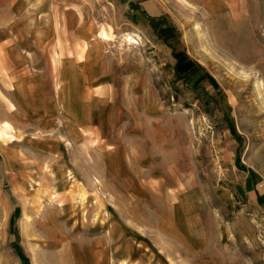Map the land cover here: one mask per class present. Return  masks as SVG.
<instances>
[{"label":"rangeland","instance_id":"1","mask_svg":"<svg viewBox=\"0 0 264 264\" xmlns=\"http://www.w3.org/2000/svg\"><path fill=\"white\" fill-rule=\"evenodd\" d=\"M147 1L138 14L140 0H30L26 13L17 8L20 18L57 31L31 49L4 39L0 56L10 46L31 58L20 69L27 74L50 57L54 88L56 52L86 54L63 39L65 13L111 29L114 41L101 39L100 29L96 41H105L115 66L106 87L116 137L85 127L75 141L63 127L19 125L23 114L9 94L16 81L0 79V121L18 138L0 141V264H129L111 257L134 234L157 243L172 264L203 256L264 264V0ZM129 33L140 43L124 41ZM55 103L44 117H60ZM68 114L80 124L89 119L87 110L82 119ZM119 141L149 191L148 222L131 213L132 198L106 165ZM192 191L195 199L182 206L194 239L177 206ZM161 215L178 223L156 222ZM195 239L189 257L185 247Z\"/></svg>","mask_w":264,"mask_h":264},{"label":"crops","instance_id":"2","mask_svg":"<svg viewBox=\"0 0 264 264\" xmlns=\"http://www.w3.org/2000/svg\"><path fill=\"white\" fill-rule=\"evenodd\" d=\"M140 1V6H137L138 9L135 11L137 14L150 5L147 0ZM29 7L30 0H0V42L4 39L13 40L29 49L50 42L51 33L57 31V27L39 26L18 16L17 8L26 13L30 9ZM64 16L65 23L60 27L63 39L72 42V44L84 45L86 54L79 57L69 55L67 51L62 54L56 52L54 61L58 68V76L55 88L52 80V61L50 57H44V61L39 62L44 66H40L34 72L29 71L27 74L21 72L20 69L25 63L30 64L31 58L22 53L23 58H20L17 55L18 50L10 46L0 56V79H13L16 81L9 94L13 97L14 105L19 107V111L23 114V118L19 119L18 124L32 126L45 132L55 131L58 127H63L66 133L75 138V141H78V138H83L82 131L85 127H94L99 130L103 139L115 141L116 134L110 115L112 111H115V106L111 103L110 88L106 85L116 73L115 66L104 54L103 42L105 41H101L100 45L97 44L96 36L100 27H96L88 18L81 17L75 10L67 11ZM92 43L95 45H92ZM97 46H100L102 50L99 52L95 50ZM98 79H101L104 83L96 85L94 81ZM68 95L72 96L70 102L67 100ZM52 98L56 102V110L60 113V117L63 119L61 122L63 121V123L60 122L58 113L57 118L53 119L43 116V111L51 110ZM85 110L88 112L89 119L81 124L68 114V112H75L77 113L76 119H82V113ZM35 115L40 118L38 121L33 122L34 124H31V121L36 117ZM117 143L124 144L123 148H114L109 151L105 159L106 165L123 185L125 192L132 198L131 213L141 222L144 223L145 220L148 222V218L151 216L147 215V210L143 209L152 206L148 199L149 191L143 189L140 178L133 171L127 141ZM0 170H2L1 165ZM194 193V191L187 192L180 196V201L177 204L184 214V222L187 225L185 233L190 239H194L190 236L194 232V220L192 216L185 213L182 205L189 200L193 201L195 199ZM199 202H201L199 206L204 203L203 200ZM167 206L170 207L169 204ZM156 218V222L159 223L173 225L178 223L177 219L174 220L168 216L161 215ZM177 229L180 230V228ZM195 242L196 239L193 240L192 247L188 245L185 247L189 257L197 254L195 252ZM94 248L96 246L91 247V249ZM85 249L82 248L80 251ZM88 250L90 249L88 248ZM116 256L128 260L131 262L129 264H172L165 259L164 253L159 252L157 243L144 238L140 234H134L133 237L130 236L125 241L119 242L115 256L111 257L113 261L114 258L117 259ZM192 261L193 263L196 262L195 259ZM195 264L236 263H228V261L219 257L203 256Z\"/></svg>","mask_w":264,"mask_h":264},{"label":"bare ground","instance_id":"3","mask_svg":"<svg viewBox=\"0 0 264 264\" xmlns=\"http://www.w3.org/2000/svg\"><path fill=\"white\" fill-rule=\"evenodd\" d=\"M99 37L101 39L107 41H114L115 36L111 29L103 26L99 31ZM124 41L128 42L129 44H139L140 41L138 40L136 35L126 34L124 37ZM18 139L15 135V130L12 124L8 121H0V141L3 143L12 142Z\"/></svg>","mask_w":264,"mask_h":264}]
</instances>
